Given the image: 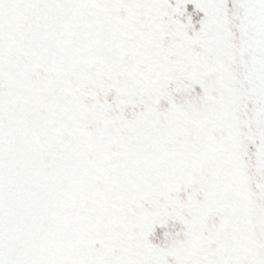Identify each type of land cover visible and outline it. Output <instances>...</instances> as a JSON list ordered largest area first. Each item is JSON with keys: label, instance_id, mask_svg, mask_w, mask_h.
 <instances>
[{"label": "snow or ice", "instance_id": "1", "mask_svg": "<svg viewBox=\"0 0 264 264\" xmlns=\"http://www.w3.org/2000/svg\"><path fill=\"white\" fill-rule=\"evenodd\" d=\"M0 264H264V0H0Z\"/></svg>", "mask_w": 264, "mask_h": 264}]
</instances>
